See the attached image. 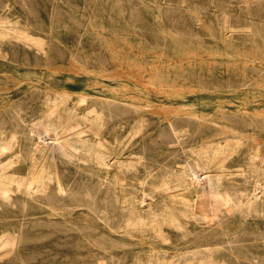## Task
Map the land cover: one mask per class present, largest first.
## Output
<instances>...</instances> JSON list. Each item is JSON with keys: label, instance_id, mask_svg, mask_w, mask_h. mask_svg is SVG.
Masks as SVG:
<instances>
[{"label": "bare ground", "instance_id": "6f19581e", "mask_svg": "<svg viewBox=\"0 0 264 264\" xmlns=\"http://www.w3.org/2000/svg\"><path fill=\"white\" fill-rule=\"evenodd\" d=\"M141 2L146 6L152 25L160 27L158 35L144 32L146 26H136L143 18L136 16L130 23L134 25L132 31L109 30L105 17H101L99 24L90 21L87 37L114 44L185 40L184 36L169 30L176 22L168 16L170 2ZM202 11L205 9L200 7L195 13L196 21L204 20ZM109 17L113 20L112 14ZM117 17L126 19L123 13ZM167 19H171V25L166 24ZM220 25L225 41L233 39L239 32L255 35L249 28L239 31L229 12L222 13ZM51 29L53 38V27ZM8 37L41 51L46 56L45 63L50 60L44 39L31 35L26 29L10 26L0 17V41ZM55 73L46 72V82L6 75L4 79L14 80V90L0 89V260L7 258L8 263L27 264L23 253L30 246L26 242L38 225L41 234L64 236L71 244L78 243V236L86 237L87 242H93L105 252L97 258L99 264H105L104 258H108L110 264H120L128 257L132 258V264H221L216 253L225 249V244L229 246L231 263L243 264V257L234 248L239 240L232 237L227 224L236 215L243 219L254 214L264 218V108L252 114L249 106L259 103L258 94L232 90L207 94L205 98L220 103H216L218 107H223L222 100L230 96L240 97L244 102L238 105L235 114L230 115L232 120L223 124L222 130L227 136L186 146L189 129L185 127L179 131L172 118L167 117L186 107L157 106L150 100H145L147 103L144 104L142 96L125 91L127 75H133L132 72H80V81L88 87L101 84L109 92L100 94L52 84L57 78ZM106 79L116 82L117 89H109L110 84L104 82ZM155 80L161 85L166 82L160 74H154L150 82L156 84ZM33 88H40L41 94H28ZM180 92L182 90L160 86L155 90L141 89V94L147 95L146 99L154 95L168 98V101L172 100L171 96L192 100ZM128 107L140 115L130 130L124 129V114ZM143 109L159 114L166 121L174 143L184 155V161L177 163L178 167L164 164L156 173L157 160L150 163L149 159L146 163L147 158L142 153L126 154L130 141L143 133L148 125ZM114 112L117 113L119 132L110 141L104 131ZM226 115L222 114L223 117ZM240 118L246 120L240 121ZM198 119L206 122L204 118ZM256 124L261 127L257 128ZM127 131L124 139L120 137ZM158 138L160 144H169L167 136L159 135ZM244 149L247 167L233 172L228 162H233ZM141 166L145 167L144 174H140ZM235 174L245 177L250 186H229L228 181ZM93 234L96 240H92ZM134 246H141V249ZM116 249L132 251V255L119 257L115 254ZM260 255L264 259V244Z\"/></svg>", "mask_w": 264, "mask_h": 264}, {"label": "rangeland", "instance_id": "374dc122", "mask_svg": "<svg viewBox=\"0 0 264 264\" xmlns=\"http://www.w3.org/2000/svg\"><path fill=\"white\" fill-rule=\"evenodd\" d=\"M162 1L171 3V12L168 13V16L176 20L173 25L170 23L172 22L171 19H167L169 22L165 20L167 25L172 26L169 30L184 36L185 40H167L159 43L150 41L147 43L116 42L114 44L87 37L90 33V21L99 24L101 17H105L104 22L109 26V30L132 31L134 25L131 26L130 23L132 24L136 16L139 19L143 17L142 20L137 21L136 26L137 24L146 26L144 32L158 35L160 27L155 24L152 25V20L146 13V6L141 0H0V17L4 22L10 26L26 29L31 35L40 36L39 38L44 39L46 41L45 48L48 50L47 54L50 58L45 63L46 56L44 55V57L41 51H37L34 47L29 48L22 42L16 41L15 38L8 37L0 41V74H2L0 75V89L9 87L11 91L14 90V80L4 79L6 75L46 82V72H56L55 77L57 78L52 81V84L55 82L58 86L67 85L72 90L92 94L109 93L101 84L88 87L86 83L81 82L82 74L80 72H132L133 75H127L128 81H126L125 91L129 94L135 92L139 97L142 96L140 98L144 104L147 103L144 102L145 100H150V103L157 106L164 104L165 106L174 105V108L186 107L181 111H186L187 114L184 113L183 115L181 111H175L167 115L168 118H172L179 131L182 132L185 127L189 129L188 136L185 137L188 139L185 143L186 146L196 145L208 138L227 136L228 134L222 130L223 124L232 120L230 115L236 113L235 111L239 108L238 105L242 104L244 100L240 97L230 96L222 100L223 107H218L217 104L220 103L210 101L205 96L230 90L237 93H256L259 103L249 104L250 110H253L251 111L252 114L259 113L264 108V16L261 17L262 14L264 15V0ZM200 7L205 9L202 11L205 16L202 22L195 20V13ZM223 12L231 14L232 23L239 31L249 28L253 30L255 35L239 32L234 35L233 39L225 41L220 25ZM121 13L126 19L117 17ZM109 14H112L113 20ZM244 15L245 18H243ZM53 17L54 22L52 23ZM52 27L54 30L53 38L50 35ZM137 29L141 31L139 28L134 30L137 31ZM58 36H62V38L59 37L58 39ZM154 74H160V78L163 77L166 82L162 85L157 83L158 80L154 81L156 84L151 83L150 80L152 81ZM104 82L106 85L110 84L109 87L111 88L109 89L116 90L118 87L114 81L106 79ZM74 86L76 88H72ZM157 86L169 90H182L180 93H186L192 100L199 99V101L183 100L176 98V96H171L170 99L173 101H168V98H159V96L154 95L146 99L147 95L141 94V89L155 90ZM41 91L40 88H33L28 94L34 92L36 96H39ZM38 108L39 105L35 109ZM192 113L197 114L195 116ZM224 113L227 114L225 117L222 116ZM116 114L114 112V117L108 119L104 131L105 136L110 141L119 132ZM143 115L148 120V125L143 133L130 141L126 154L129 155L131 152L137 151L147 158L146 163H149V159L151 160L150 163L153 159L157 160L154 169L156 173L161 171L164 164L178 167L177 163L180 164L184 161V155L178 150L179 146L174 143V137L166 121L159 114L154 115L146 109H143ZM139 116L128 107L126 114H124V129L130 130ZM199 117L204 118L206 122L200 121ZM239 120L245 121L246 119L240 118ZM6 126L11 128L10 124ZM256 127L260 128L261 126L256 124ZM250 129L253 130V127ZM123 133L119 134L124 139L128 131ZM159 135L167 136L170 145L160 144ZM228 164L232 166L233 172L245 169L247 167L245 149L240 156ZM139 169L140 174L145 173L144 166L139 167ZM73 171L74 169H72ZM228 185H234L238 188L250 186L245 177L236 174L232 180L228 181ZM227 226L233 233L232 237L234 236L239 240L234 244V248L243 257V264H264V259L260 255L262 244H264L262 243L264 242V218L254 214L243 219L236 215ZM38 228L40 227L37 225L35 229H32L31 236L26 242L30 246L23 253L26 256L27 264H99L97 258L105 255L100 246L94 245L93 242L92 244L87 242L86 237L78 236L76 238L78 243L71 244L67 237L41 234ZM96 239V235L93 234L92 240ZM110 245L106 244V246ZM134 247L137 250L141 249V246ZM228 248L229 246L225 244V249L216 253L221 264H232L228 256L230 254ZM116 250L118 251H115V254L119 257L132 255V251L129 250ZM104 259L106 260L105 264H110L108 258ZM6 261L7 258L0 260V264H23L19 261L12 263ZM132 262V258L128 257L120 264H132Z\"/></svg>", "mask_w": 264, "mask_h": 264}]
</instances>
